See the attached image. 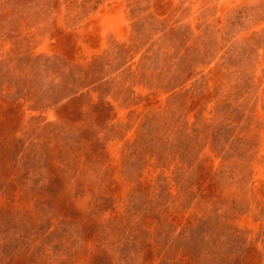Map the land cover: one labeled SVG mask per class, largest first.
<instances>
[{"label":"rangeland","instance_id":"1","mask_svg":"<svg viewBox=\"0 0 264 264\" xmlns=\"http://www.w3.org/2000/svg\"><path fill=\"white\" fill-rule=\"evenodd\" d=\"M0 264H264V0H0Z\"/></svg>","mask_w":264,"mask_h":264}]
</instances>
